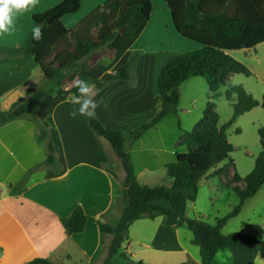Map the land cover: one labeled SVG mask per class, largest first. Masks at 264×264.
<instances>
[{"label":"crops","instance_id":"crops-1","mask_svg":"<svg viewBox=\"0 0 264 264\" xmlns=\"http://www.w3.org/2000/svg\"><path fill=\"white\" fill-rule=\"evenodd\" d=\"M63 1L38 0L35 8L17 17L13 30L0 36V47H23L35 26L33 16L49 12ZM108 1L81 0L79 10L63 17L61 23L71 30ZM154 15L153 2L150 19L130 49L119 51L104 47L109 50V55L98 50L95 53L101 57L91 63L87 61L85 70L80 68L66 83L45 80L40 67L30 57L14 62L0 61V109L9 110L15 102L25 98L26 92L41 86L38 89L49 91V94L40 100L35 114L49 137L58 138L55 164L48 167L43 163L49 141L47 138L38 141L39 134L33 123L20 118L0 127V264H28L36 258L48 259L53 264H102L107 256L111 236L100 232L98 222L110 223L120 216L125 174L110 144L91 131L87 117H69L72 105L65 103L70 94L66 89L79 74L86 76L98 92L96 100L101 102L95 118L107 129L126 132L148 123L158 104L157 79L162 66L177 54L199 47L180 36L173 22V27H150ZM176 44L183 50H177ZM260 50L264 52V44L257 46L255 51L229 54L255 75L252 64L255 65L253 60ZM127 64H131L129 79L111 80ZM235 76H230L222 87L242 86L234 81ZM259 79L264 83V66ZM96 82L103 86L97 87ZM221 88L219 97L213 102L219 123L224 124L232 116V104L225 99L227 90L222 94ZM178 93L176 113L126 145L134 173L143 185L171 186L173 181L168 177L165 165L173 163L176 154L186 151L184 146L177 144L179 135L192 131L202 118L210 91L203 78L193 77L179 86ZM224 99L229 104V118L222 122L218 107ZM259 108L241 115L232 126L238 127L240 118L250 116L251 129L260 140V148L252 153L245 152L239 160L230 157L231 164L222 162L217 167L224 169L222 174L214 177L215 180L203 179L197 185L195 201L189 202L194 204L202 192L212 208L216 203L224 202L225 209L223 212L218 208L217 211L207 209L206 214L196 209L192 213L187 203L185 214L188 219L208 215L211 222L207 220V223L215 224L238 205L239 198L231 189L234 185L229 186L227 182L235 173L240 178L249 175L262 150L264 130L258 116ZM235 133L241 135V128ZM9 185L21 188L23 192L11 194ZM236 186L242 189L244 184L241 182ZM159 204L170 207L165 201ZM76 207L85 214V228L81 233L68 235L60 219L69 216ZM236 220L238 223L229 226ZM221 233H241L264 242V187L243 203L238 215L227 221ZM192 239V233L186 228L169 229L162 217L140 219L130 225L128 239L121 250L131 260L145 264H181L187 260L200 264L199 248L192 244ZM214 260L215 264H264V258L253 242H241L218 251Z\"/></svg>","mask_w":264,"mask_h":264},{"label":"trees","instance_id":"trees-1","mask_svg":"<svg viewBox=\"0 0 264 264\" xmlns=\"http://www.w3.org/2000/svg\"><path fill=\"white\" fill-rule=\"evenodd\" d=\"M170 10L175 30L183 38L199 45L195 50L180 53L166 62L159 71L157 79L158 104L150 121L129 128L126 132L105 128L95 117L87 118L89 128L98 137L106 140L124 170L121 194V213L110 223L98 222L102 234L111 236L107 247V257L103 264H113L112 259L119 256L121 264H145L130 259L122 250V244L128 239L130 225L140 219L162 217L171 229L186 228L192 233V244L199 248L200 264H215L218 251L236 246L241 242H253L264 258V242L241 233L223 235L222 227L228 220L236 217L243 203L256 195L264 187V138L262 150L255 159L252 172L244 178L236 173L227 185L238 196V205L215 224L202 219H188V202L196 199L197 185L207 178L220 176L223 168H217L222 162L231 164L230 155L233 146L228 140L227 130L241 115L254 108L264 109V96L261 101L253 98L241 86H228L225 99L232 104V116L224 124L219 123L213 100L219 97V88L225 86L230 76L251 77L250 69L229 53L253 50L264 44V0H164ZM81 0H65L49 12L33 16V21L41 25L43 38L36 42L32 32L21 48L0 47V61L14 62L32 58L40 67L47 81L57 82L59 74L72 65L80 64L90 53L103 47L127 51L137 41L146 27L151 13V0H109L104 6L84 19L77 27L67 30L61 23L65 16L75 14ZM54 16L50 23L46 20ZM125 30L121 33V29ZM134 60L131 62L133 64ZM85 70L80 64L76 70ZM131 64H127L111 80L129 79ZM193 77L203 78L209 88L208 101L202 118L190 132H181L178 145L186 151L175 155L173 163L165 165L167 175L172 179L170 187H149L139 183L134 173L130 156L126 150L128 142L141 138L145 132L153 129L168 115L176 113L179 86ZM78 78H88L79 74ZM97 87L103 86L96 82ZM75 92V89H72ZM49 91L38 89L34 93L26 92L23 99L15 102L7 111L0 109V127L20 118H26L35 125L38 141L48 139L47 158L43 165L54 166L57 137H49L34 113L40 100ZM238 132V131H237ZM243 183L242 189L236 185ZM11 194H21V188L9 185ZM190 191L191 193H184ZM167 202L166 208L159 204ZM68 235L83 232L86 217L80 207H76L69 216L60 219ZM1 252V249H0ZM28 264H53L48 259L36 258ZM181 264H195L187 260Z\"/></svg>","mask_w":264,"mask_h":264},{"label":"rangeland","instance_id":"rangeland-1","mask_svg":"<svg viewBox=\"0 0 264 264\" xmlns=\"http://www.w3.org/2000/svg\"><path fill=\"white\" fill-rule=\"evenodd\" d=\"M151 2L152 3L154 2V5H155V15L153 17V20L151 22L150 27H162V26L164 27V25H166L165 27H173L172 21H171L172 19H171V15H170V10L168 9L166 2L164 0H151ZM175 47H177V50H183V48L180 47L178 44H176ZM185 49H187V47ZM99 50L103 52L102 54L109 55V53L107 52V51H109L108 49L106 50L103 47ZM97 51L98 50L90 53L82 61L84 63V65H87L86 64L87 61L88 62L90 61V63H91L92 61L96 60L98 58V56L101 57V54L98 53V55H97V53H95ZM260 51H257L258 55L253 60L255 65L252 64V66H253L252 68L255 71L256 76L253 75V72L250 70L252 73L251 77H246L244 75H236L235 76L236 80H234L236 83L239 82V84H242L241 87L246 92L250 93L253 96V98L258 100V101H261L262 97L264 96V83H262L261 80L259 79L260 70L264 66V52H262V51L260 52ZM241 57L244 58L243 55ZM79 67H80V64L72 65L71 68H67L65 71H62L59 74V82L60 83L61 82L66 83L67 81H71V78L76 76L75 72ZM237 79H239L240 81H238ZM231 86H233V85H231ZM38 87H41V86H37L36 89L31 90L32 93L37 91ZM220 90H221L220 92L223 94L224 90L226 91V90H228V88L222 87ZM220 103H222L218 107L219 111H220L219 112L220 118H221V121L224 122L229 118L228 117L229 104L225 99L220 100ZM258 111H260L259 112L260 114L258 116H260L259 120L262 124L261 127H262V130H264V109L259 108ZM34 113H35V110H34ZM249 117L250 116H244L243 118H240V120L238 122V125L240 127L239 126L237 127V125L232 126L227 131V136H228L229 142L234 147V151L230 156L231 159H236V160L242 159L244 157L245 152H249V153L251 152L252 153L253 151H255V149L260 148V140L257 139V137L255 136L254 132L251 129L253 127H252V124L250 123ZM238 128H241V131H242L241 135H237L235 133L236 129H238ZM45 166H47V165H45ZM215 179H217V178H213L212 180H215ZM224 204H225L224 202H221L220 204L216 203L214 205V207L212 208V205L208 201V197L206 198V196H204L202 194V192H200V195L197 198L196 202L194 204H191L188 202V205H189L188 207H189V210L192 211V213H193V211L196 212V209H199L200 212H204L206 214L207 209H211L212 211H214V210L217 211V208H218V210L220 209V212H223V210L226 207ZM207 216L208 215H205V217H201L200 219L207 222V220L208 221L210 220ZM238 221L239 220L232 222V224H229V226L235 225L236 223H238ZM209 222H211V221H209ZM106 257L107 256H105V259H106ZM105 259L102 260V264H103ZM116 261H118L119 263L121 262L118 255L113 257L112 263L116 264L115 263Z\"/></svg>","mask_w":264,"mask_h":264},{"label":"clouds","instance_id":"clouds-1","mask_svg":"<svg viewBox=\"0 0 264 264\" xmlns=\"http://www.w3.org/2000/svg\"><path fill=\"white\" fill-rule=\"evenodd\" d=\"M38 0H0V36L14 29L17 17L35 8ZM43 38L42 27L36 24L32 29V39L39 42ZM75 89V92H72ZM70 94L65 103L72 108L68 115L71 119L78 117L94 118L101 102L96 100L98 92L94 84L81 78L74 79L66 89Z\"/></svg>","mask_w":264,"mask_h":264},{"label":"water","instance_id":"water-1","mask_svg":"<svg viewBox=\"0 0 264 264\" xmlns=\"http://www.w3.org/2000/svg\"><path fill=\"white\" fill-rule=\"evenodd\" d=\"M53 18H54V16H51L50 18H48V19L46 20V22H47V23H50V22L53 20ZM124 30H125V28H122L120 32L122 33Z\"/></svg>","mask_w":264,"mask_h":264}]
</instances>
